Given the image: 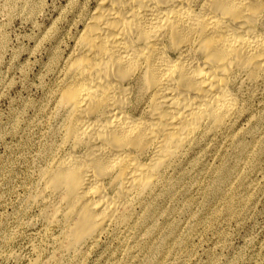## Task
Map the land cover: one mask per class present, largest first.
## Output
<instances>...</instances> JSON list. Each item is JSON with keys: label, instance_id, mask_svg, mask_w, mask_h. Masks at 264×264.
Segmentation results:
<instances>
[{"label": "bare ground", "instance_id": "bare-ground-1", "mask_svg": "<svg viewBox=\"0 0 264 264\" xmlns=\"http://www.w3.org/2000/svg\"><path fill=\"white\" fill-rule=\"evenodd\" d=\"M58 63L29 123L48 141L25 200L42 221L30 264H78L236 132L264 84V0H93Z\"/></svg>", "mask_w": 264, "mask_h": 264}, {"label": "rangeland", "instance_id": "rangeland-1", "mask_svg": "<svg viewBox=\"0 0 264 264\" xmlns=\"http://www.w3.org/2000/svg\"><path fill=\"white\" fill-rule=\"evenodd\" d=\"M93 0H0V264H30L42 230L25 200L48 141L29 123ZM236 132L213 136L78 264H264V84Z\"/></svg>", "mask_w": 264, "mask_h": 264}]
</instances>
